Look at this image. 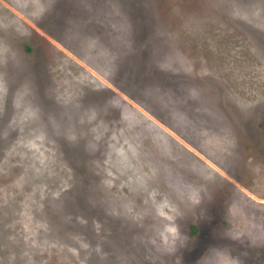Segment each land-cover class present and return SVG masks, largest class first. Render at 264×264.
I'll use <instances>...</instances> for the list:
<instances>
[{
  "label": "rangeland",
  "instance_id": "1",
  "mask_svg": "<svg viewBox=\"0 0 264 264\" xmlns=\"http://www.w3.org/2000/svg\"><path fill=\"white\" fill-rule=\"evenodd\" d=\"M0 264H264V0H0Z\"/></svg>",
  "mask_w": 264,
  "mask_h": 264
}]
</instances>
